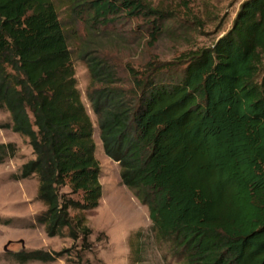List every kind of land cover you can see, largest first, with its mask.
Segmentation results:
<instances>
[{
	"label": "trees",
	"instance_id": "obj_1",
	"mask_svg": "<svg viewBox=\"0 0 264 264\" xmlns=\"http://www.w3.org/2000/svg\"><path fill=\"white\" fill-rule=\"evenodd\" d=\"M180 2L188 10L190 0ZM76 9L92 27L140 20L152 44L176 18L148 0H73ZM85 56L103 153L146 207L154 242L178 264H264V0L241 2L209 47L129 67L128 89L106 61ZM0 110L10 119L0 129L32 150L17 179L37 180L35 222L48 238L73 242L15 252L13 262L52 263L77 243L89 250L86 213L100 203V165L52 0H0ZM14 153L0 144V164ZM130 253L139 264L140 244Z\"/></svg>",
	"mask_w": 264,
	"mask_h": 264
},
{
	"label": "rangeland",
	"instance_id": "obj_2",
	"mask_svg": "<svg viewBox=\"0 0 264 264\" xmlns=\"http://www.w3.org/2000/svg\"><path fill=\"white\" fill-rule=\"evenodd\" d=\"M52 1L67 38L81 100L93 123L102 196L98 208L86 213L92 231L89 250H80L77 243L76 250L52 263L26 264H131L130 245L135 243L140 244V254L138 257L134 254L139 264H178L168 246L154 242L146 207L122 184L118 164L103 153L96 118L86 98L90 76L85 54L87 58L98 56L106 61L116 70L122 87L128 89L129 67L140 69L152 58L169 61L183 52L211 46L230 28L244 0H190L188 10L182 7L181 0H148L153 6L176 14L174 20L164 24V32L154 44L140 20L114 18L106 26L92 27L79 9L72 11L73 0ZM9 122V115L0 110V125ZM8 143L15 146V153L0 164V264H17L11 257L15 252H59L70 248L73 243L70 239L48 238L43 227L35 222L43 210L36 200V178L17 179L22 164L33 158L27 139L0 129V144ZM113 192L123 194L132 207L127 212L130 223H126L128 205L120 203L112 207L107 203ZM135 212L138 216L132 217ZM137 231H140L138 239L129 242V237Z\"/></svg>",
	"mask_w": 264,
	"mask_h": 264
},
{
	"label": "bare ground",
	"instance_id": "obj_3",
	"mask_svg": "<svg viewBox=\"0 0 264 264\" xmlns=\"http://www.w3.org/2000/svg\"><path fill=\"white\" fill-rule=\"evenodd\" d=\"M107 203L110 204L112 207H116L120 203L128 205V202L124 199V195L116 193V192H113L110 194V196L107 200ZM131 209H132V207L130 205H128L126 208V211H125L126 216H127V222H126L127 224L130 223V216L128 215L127 212L130 211ZM137 216H138V214L136 212L132 214V217H137ZM132 217H131V221H132Z\"/></svg>",
	"mask_w": 264,
	"mask_h": 264
}]
</instances>
